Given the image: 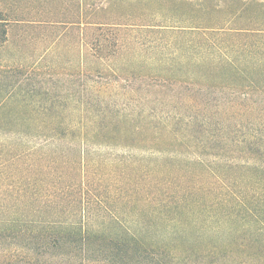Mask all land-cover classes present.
<instances>
[{"label": "trees", "instance_id": "1", "mask_svg": "<svg viewBox=\"0 0 264 264\" xmlns=\"http://www.w3.org/2000/svg\"><path fill=\"white\" fill-rule=\"evenodd\" d=\"M67 1L0 0V264H264V0H77L75 18ZM11 26L76 31L78 98L40 92L58 63L10 53ZM143 144L210 181L96 192L87 146Z\"/></svg>", "mask_w": 264, "mask_h": 264}, {"label": "rangeland", "instance_id": "2", "mask_svg": "<svg viewBox=\"0 0 264 264\" xmlns=\"http://www.w3.org/2000/svg\"><path fill=\"white\" fill-rule=\"evenodd\" d=\"M65 1V0H64ZM69 2V1H67ZM89 2V1H87ZM77 0H71L66 7L60 8L61 11L63 9H69L72 16L77 15ZM51 5L55 7L52 3ZM33 7L37 6V3L34 2L32 4ZM87 9L85 12L87 13L85 16L89 17L90 19L97 20V21H109V22H121V23H132V22H138L132 21L125 18H111L110 15H107L105 12L99 10L97 14H94L91 6H87ZM33 9V8H32ZM33 10H36L34 8ZM53 10V9H51ZM111 14V13H109ZM110 16V17H109ZM140 23V22H138ZM67 27H70L69 25ZM63 38L60 40L58 46H51L52 40L55 38L53 37V34L50 33L48 40L45 43H41L39 41L40 33H31V32H24V30H21L20 28L16 29V27H10L9 30V38L11 41V44L8 47V50L10 53L14 52L15 56H25L28 61H36L41 59L43 54L41 53L42 50H49L50 48H53L57 53L60 54L61 57L56 59L55 56H53V53H48L44 56L45 62L55 61L58 63L57 67V73L51 74L52 77L49 74H43L42 76H37V79L40 84L43 85V89L40 91L38 88H36L37 91L43 92L47 89L50 90L49 94H63L68 96L69 99H76L79 97L80 88L79 84L80 81L78 80V75L75 70V68H72L74 70H66L67 66V59H71L74 64L78 62L79 57V40L77 38L76 31H72L70 29L62 30ZM44 36V34H42ZM50 46V47H49ZM17 51V52H16ZM25 59V60H26ZM67 73L72 74V76L67 75ZM137 80V79H136ZM119 83L123 84L124 82L122 80H119ZM137 83V81H136ZM143 83V87L140 90V92L143 94L144 97H147L149 99L153 98H159L161 95L158 87H148L145 82ZM148 90V93L144 92V89ZM74 92V93H72ZM149 94V95H148ZM150 106H153L152 103H149ZM157 104H155L156 106ZM172 111V110H170ZM182 112L183 109H181ZM174 148H178L177 142L172 143ZM133 145L129 146V151H123L120 147H108V146H100V145H88L87 146V152L85 153V156L87 159V165L92 166L96 162L101 163L99 172L95 173L97 174V179L93 183L94 188L96 189V192H102V190L107 191V184L110 185V182H114L115 186H124L126 182L128 181H134L135 183H138L137 187L140 186H147L149 183H152L153 177H162V175L169 176L171 180H165L164 183H169L168 186H170L172 183L173 185L170 186V188H176V186L182 185L185 186L186 182L188 184L187 187H195L207 185V183L210 181L209 177L205 176V172H202V170L197 166V164L189 163L191 162L188 160V158H192L194 155L191 153H181V156H177L178 159H172L171 156L173 155H162L155 151L153 147L150 148V145L143 144V145ZM149 148V149H148ZM150 151H145V150ZM91 150V151H90ZM180 150L183 151V147L180 148ZM73 157H75L74 154H72ZM29 156H24L19 164H24L28 160ZM209 159H214V157L211 158V156H208ZM110 161H125L131 164V167L125 171H114L109 169L107 166V163ZM67 173V171H65ZM111 172V174H110ZM69 174V173H67ZM101 176L102 180H99V177ZM104 176V178H103ZM186 180V182H185ZM136 187V188H137ZM120 188V187H119ZM131 188V187H130ZM128 188L125 187L124 190ZM113 190V189H112ZM128 190H126L127 192ZM172 191V190H170Z\"/></svg>", "mask_w": 264, "mask_h": 264}]
</instances>
